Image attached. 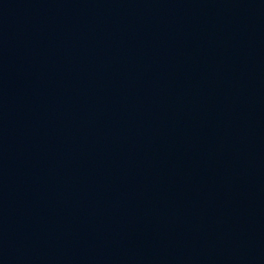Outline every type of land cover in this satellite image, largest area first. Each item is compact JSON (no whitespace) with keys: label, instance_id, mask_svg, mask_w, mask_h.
<instances>
[{"label":"water","instance_id":"1","mask_svg":"<svg viewBox=\"0 0 264 264\" xmlns=\"http://www.w3.org/2000/svg\"><path fill=\"white\" fill-rule=\"evenodd\" d=\"M0 264H264V0H0Z\"/></svg>","mask_w":264,"mask_h":264}]
</instances>
